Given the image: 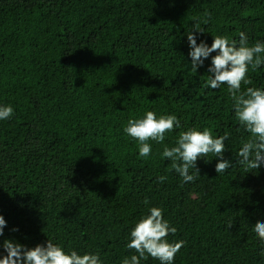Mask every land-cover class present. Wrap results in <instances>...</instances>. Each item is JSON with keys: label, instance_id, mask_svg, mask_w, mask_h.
Returning <instances> with one entry per match:
<instances>
[{"label": "trees", "instance_id": "trees-1", "mask_svg": "<svg viewBox=\"0 0 264 264\" xmlns=\"http://www.w3.org/2000/svg\"><path fill=\"white\" fill-rule=\"evenodd\" d=\"M191 31L209 46L214 36L238 45L240 32L249 45L264 42V0H0V106L14 109L0 120V256L6 239L27 248L49 239L122 264L137 254L125 247L131 229L158 207L177 229L169 242H184L173 264H264L254 231L264 222V165L237 163L250 134L227 85L205 86L211 56L192 71ZM248 78L241 90L264 89V65ZM146 111L181 127L149 141L143 158L123 129ZM190 128L227 132L233 166L218 174L219 158H200L189 183L170 171L160 153Z\"/></svg>", "mask_w": 264, "mask_h": 264}, {"label": "clouds", "instance_id": "clouds-1", "mask_svg": "<svg viewBox=\"0 0 264 264\" xmlns=\"http://www.w3.org/2000/svg\"><path fill=\"white\" fill-rule=\"evenodd\" d=\"M196 32L204 31L199 26L194 27ZM191 57V69L194 73L211 56V65L205 86L218 89L227 85L228 92L233 101L235 119L239 125L250 134V138L243 142L236 153L238 164L245 167V171L258 170L264 165V89L246 87L251 85L248 78L249 67L256 71L264 65V42L256 41L248 44L247 35L239 33V44L235 40L229 41L224 36H214L209 46L204 41L197 43L193 31L187 33ZM215 53V55H212ZM14 109L10 105L0 106V120L12 117ZM181 127V122L175 115H161L157 118L153 111H146L142 118H130L124 127V133L132 140L137 141L139 157L147 158L152 152L149 141L162 144L166 133ZM229 138L226 132L223 136L214 137L207 128L198 130L190 128L181 131L175 141V146H164L160 153L161 158L171 161L170 171L174 170L182 177L184 183L193 182L197 177L190 173L194 169L199 174L197 161L209 155L217 157L215 171L218 174L226 172L233 165L224 159L225 140ZM209 160L206 159L205 162ZM165 176H160L163 182ZM148 204L147 198L144 201ZM6 221L0 215V236ZM231 226V225H230ZM229 226V227H230ZM16 230V229H14ZM254 231L261 242H264V222L257 221ZM177 229L170 226L164 219L163 211L158 207H151L149 214L141 217L130 231V240L125 245L127 249L134 250V255L125 257L122 264H140L141 260L149 257L157 259L160 264H173L175 256L183 246V241L169 242V234H175ZM2 248L6 255L0 256V264H102L99 254H78L75 250L66 253L62 247L48 239L46 245L37 244L27 248L10 239L3 241Z\"/></svg>", "mask_w": 264, "mask_h": 264}]
</instances>
